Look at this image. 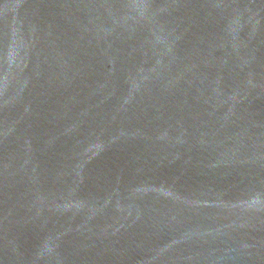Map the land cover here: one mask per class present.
<instances>
[{
  "label": "water",
  "instance_id": "95a60500",
  "mask_svg": "<svg viewBox=\"0 0 264 264\" xmlns=\"http://www.w3.org/2000/svg\"><path fill=\"white\" fill-rule=\"evenodd\" d=\"M0 264H264V0H0Z\"/></svg>",
  "mask_w": 264,
  "mask_h": 264
}]
</instances>
